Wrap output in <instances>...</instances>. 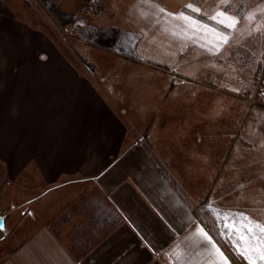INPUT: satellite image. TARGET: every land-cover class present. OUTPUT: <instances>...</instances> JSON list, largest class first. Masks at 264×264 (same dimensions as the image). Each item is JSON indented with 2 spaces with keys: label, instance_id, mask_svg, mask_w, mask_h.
I'll return each instance as SVG.
<instances>
[{
  "label": "crops",
  "instance_id": "obj_1",
  "mask_svg": "<svg viewBox=\"0 0 264 264\" xmlns=\"http://www.w3.org/2000/svg\"><path fill=\"white\" fill-rule=\"evenodd\" d=\"M36 2L47 18L54 19V6L70 19L65 28L54 22L65 30L76 28L84 13L127 25L136 5L129 25L140 37L139 50L173 52L185 51L174 40V19L182 24L193 0ZM6 3L0 0V264H235L214 213L230 196L243 195L251 206L256 175L240 171L239 157L227 163L229 156L213 167L216 175L210 173L207 147L202 139L192 142L189 128L183 141H170L166 129L168 137L148 143L113 95L79 75L42 26L22 23ZM195 12L206 26L196 31L216 38L211 51L218 53L225 43L216 34L224 31L212 17L222 10ZM193 33L189 29L186 46L208 49ZM169 58L157 56L152 68L175 74L178 66Z\"/></svg>",
  "mask_w": 264,
  "mask_h": 264
},
{
  "label": "rangeland",
  "instance_id": "obj_2",
  "mask_svg": "<svg viewBox=\"0 0 264 264\" xmlns=\"http://www.w3.org/2000/svg\"><path fill=\"white\" fill-rule=\"evenodd\" d=\"M5 2L22 23L42 26L65 61L79 75L95 81L99 92L113 95L121 108L128 110L126 118L130 126L150 137L146 138L148 143L155 138L161 141L168 137L166 129H171L170 141H183L185 129L189 128L192 142L202 139L207 147L210 173L216 175L213 167L220 166L223 156H229L227 163L239 157L240 171L256 175V189L247 201L251 206L243 204V195L230 196L214 213L218 220L215 228L223 246L236 258L235 264H248L238 253L235 233L229 232L224 225L235 224L243 231L245 221L242 217L264 224V0H193L192 7L198 11L204 7L210 12L220 9L224 16L236 21L234 28L219 23L228 40L218 53L211 51L216 38H206L196 31L206 28L200 21L202 14L190 12L189 7L186 8L189 20L182 19L181 24V19H174L179 30L174 40L181 41L179 48L185 51L145 52L139 50L140 37L135 34V27L129 25L135 24L130 18L137 12L136 5L130 7L127 25L115 16L95 17L84 13L78 16L76 28L65 30L54 22L63 27L70 19L57 14L54 6L50 7L53 21L41 11L36 0ZM125 8L120 11L121 15L126 12ZM189 29H194V39L208 42V49L196 51L193 46H186L184 38L188 37ZM217 42L221 43L219 39ZM159 55L170 57L167 60L178 66L175 74L152 68L155 67L153 60ZM164 111L172 113L169 116ZM180 127L183 129L179 130ZM228 133L240 137L228 139ZM235 140V146L241 142L239 150L232 147L231 141ZM147 142L145 146L153 152ZM223 147L226 153L222 155ZM252 160L258 164L253 166L249 163ZM226 173V176L231 175L228 170ZM213 198L209 197L210 202ZM234 200L241 201L240 205L237 202L235 205ZM257 264H264V261L257 259Z\"/></svg>",
  "mask_w": 264,
  "mask_h": 264
},
{
  "label": "snow or ice",
  "instance_id": "obj_3",
  "mask_svg": "<svg viewBox=\"0 0 264 264\" xmlns=\"http://www.w3.org/2000/svg\"><path fill=\"white\" fill-rule=\"evenodd\" d=\"M186 7L191 8L193 11H198V9L193 8L191 4L186 5ZM216 17H223L217 22L224 24L225 27H235L236 21L234 19H230L227 16H224L223 13L217 12L212 18L216 19ZM182 18L185 20H189L188 17ZM249 19H251V17H249ZM189 22L191 23L192 21ZM216 35L222 43H227V36L222 34ZM242 219L245 221L243 231L235 224L225 223L224 227L228 229L229 232L235 233L236 239L239 242L238 253L248 261V264H257V259L260 261H264V224L249 220L247 217H242ZM199 231L201 235L205 236V238H208V234L204 232L203 229H200ZM209 243H211L210 239ZM213 249H215V252L220 255V250L216 248L214 244ZM252 253H255V256L252 255ZM221 259H223L222 256Z\"/></svg>",
  "mask_w": 264,
  "mask_h": 264
},
{
  "label": "water",
  "instance_id": "obj_4",
  "mask_svg": "<svg viewBox=\"0 0 264 264\" xmlns=\"http://www.w3.org/2000/svg\"><path fill=\"white\" fill-rule=\"evenodd\" d=\"M0 228H3V225H2V218L0 217Z\"/></svg>",
  "mask_w": 264,
  "mask_h": 264
}]
</instances>
